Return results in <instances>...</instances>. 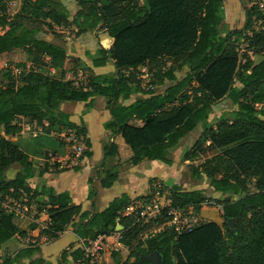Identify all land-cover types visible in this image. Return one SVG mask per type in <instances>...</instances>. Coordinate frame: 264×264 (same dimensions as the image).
<instances>
[{"label":"trees","instance_id":"16d2710c","mask_svg":"<svg viewBox=\"0 0 264 264\" xmlns=\"http://www.w3.org/2000/svg\"><path fill=\"white\" fill-rule=\"evenodd\" d=\"M9 1L0 0V26L4 29L0 55L21 49L28 58L17 63L19 73L12 66L0 69V264H17L23 259H29L26 264H50L35 257L40 248L33 244L15 254L4 252L7 242L27 237L28 230L16 223L17 215L3 201L21 200L24 195L29 203L47 196L35 201L38 213L48 215L40 231L47 239H58L76 217L82 239L112 235L120 226V242L129 255L123 260L120 252H113L114 264H153L146 259L153 252L162 255V264H264V28L246 35L255 20L264 19L258 8L248 6L250 0H241L246 8L244 27L222 32L224 0H145L146 5L141 0H76L79 10L73 19L63 0H21V17L45 24L56 38L60 37L56 27L71 25L77 27V34L96 29L109 34L111 46L91 55L94 66L114 60L116 71L91 72L77 81L68 74L78 75L81 60L69 56L64 41L42 37L40 27L10 20ZM242 49H252L262 59L257 62L248 56L242 63ZM143 67L157 79L153 84L176 83L164 92L146 90L140 78ZM185 68L186 76L178 80L177 74ZM237 80L243 88L237 90L238 109L232 112L233 118L208 124L215 104L230 93ZM139 92L146 97L124 103ZM97 96L107 99L113 117L105 124L112 132L105 157L116 158L118 164L161 160L170 165V151L204 125L184 158L195 161L208 150L218 151L194 168V174L211 179L221 196L223 225L206 221L182 233L169 226L174 211L199 210L208 200L201 189L173 187L166 197L169 203L160 201L162 209L156 218L142 216L141 210L128 213L136 200L151 198L154 179L146 196L133 199L122 194L94 213L83 211L69 192L29 186L33 161L12 139L24 130L20 120L37 125L49 122L44 130L49 135L76 126L86 134V127L71 121L61 104L84 101L91 109ZM257 104L263 108L258 110ZM87 144L90 148L89 138ZM91 156L88 149L80 160ZM17 164L22 170L9 176V169ZM118 178L117 171L109 170L102 186L111 187ZM231 222L236 224V232L229 228ZM36 227L33 224L31 229ZM82 254L81 247L70 253L65 250L62 259L70 255L75 263Z\"/></svg>","mask_w":264,"mask_h":264},{"label":"crops","instance_id":"0c3cea01","mask_svg":"<svg viewBox=\"0 0 264 264\" xmlns=\"http://www.w3.org/2000/svg\"><path fill=\"white\" fill-rule=\"evenodd\" d=\"M141 3L146 5L145 0H141ZM66 4L69 7V11L71 13L73 12L71 16L73 19L79 10L77 1L74 6L71 5L70 2ZM85 7L88 9V5ZM223 8H228L225 0ZM240 9L243 10L244 15L243 19H239L237 24L234 18H232V12L226 13V17H224L223 24L221 25L222 32L242 29L244 27L246 10L243 6H240ZM69 27L76 31L74 36L67 33L66 29ZM69 27L66 29L61 27L64 30H60L59 32L62 34L67 33V35L63 37V41L69 56L81 60V65L77 67L78 75L73 76L69 73V78H75L77 81L85 80L87 74L91 72L95 74H108L116 71L114 60H110L103 66H94L93 64L91 54H95L102 47L109 48L111 46V38L105 30L96 29L94 31L77 34L78 29L76 26L71 25ZM150 75H152V72ZM160 88L161 90L158 91L164 92L167 87L163 84ZM144 97L146 96L139 92L132 95L130 99L125 100L124 103L130 104L137 98ZM61 110L69 114L70 120L78 126L86 127V134L91 140V147L89 150L92 151V156L85 157L83 160L79 159L78 162H72V164L67 166L59 165V167H56V164L59 162L53 161V159L50 160L45 156L50 148L47 143V137L52 136V133L49 135L44 132L45 137L32 139L23 130L20 135L12 139L19 143L21 148L29 154L30 159L33 161L34 175L28 179V184L33 190H41L43 187H47L54 188L57 192H69L74 203L81 205L83 211H92L94 213L104 210L113 199L122 194H127L133 199L148 194L150 191V181L152 179L157 181L169 179V177H165V168L158 165V160H144L137 165L132 163L118 164L116 158H114L115 162H106L107 158L105 157L104 148L111 143L112 132L105 127V124L111 121L113 117L110 110L107 108V99L105 97L97 96L91 109L87 108L86 102L84 101H66L61 104ZM59 151H62V148H59ZM42 152L45 154L43 153L44 155H40ZM109 170L117 171L119 178L111 187H103L101 183L102 179ZM46 199L47 196H38L34 202H31L32 204L28 212L34 215L33 218L36 217L35 214L37 215V219L33 220L32 223V225L36 224L37 227L35 229H30L32 233L25 225L19 224V220L24 218L25 215L16 216V223L22 229L28 230V236L25 238L16 237L14 238L16 241L12 239L7 242L6 246L12 247L15 242L18 243V248L11 253L15 254L20 249L31 245L29 242L26 244L24 242L30 235H39V242L32 245L40 248V251L36 253L35 257H43L50 264H74L70 255H68L65 261L62 259V254L65 250H70V253L78 247L82 248V241L84 239L80 238L77 234L80 219L76 217L74 222L66 228L58 239H47L45 236L41 235L40 231L45 227L48 215L45 212L38 213L37 203L35 202L37 200L41 201ZM29 216L30 215H27L26 218H29ZM110 241L113 242L114 238H110ZM120 246L122 247V243H117L118 249H120ZM28 260L29 259L19 260L17 264H26Z\"/></svg>","mask_w":264,"mask_h":264},{"label":"rangeland","instance_id":"374dc122","mask_svg":"<svg viewBox=\"0 0 264 264\" xmlns=\"http://www.w3.org/2000/svg\"><path fill=\"white\" fill-rule=\"evenodd\" d=\"M63 2L65 4L70 2L71 5H73V6L76 4L75 0H73V1L63 0ZM251 2H252V0L249 1L248 6H251ZM225 3L228 6V8L223 9L224 17H226V13L232 12V18H234V21L237 24V22H239V19H241V18L243 19V15H244V12H243V10L240 9V6H243L245 8V4L241 0H225ZM20 8H21V0H10L8 2V10H7L9 19L12 21L24 22V23H28V24H32V25H36V26L40 27L42 29L41 36L47 40L55 41V42H61L64 40L63 37L66 36L67 33H70L71 36H74L76 34V31L74 29H72L71 27H69V28L64 27L65 29L67 28L66 29L67 33H65V34L60 33V37L56 38V36L52 33V29L48 28L45 24L40 23V22H33V21L23 19L20 15ZM245 10H246V8H245ZM73 11H74V9H73ZM70 15L72 16L73 12L72 13L70 12ZM238 25H240V24H238ZM260 27H264L263 22L260 25ZM55 30L57 32H59L60 30H64V29L61 27H56ZM97 31H100V30H97ZM3 32H4V29L0 26V33H3ZM241 47H243V46H241ZM246 51L242 49L240 52L242 63L245 62V60L248 56L253 58L257 62L262 59V56L260 54L254 53V51L252 49L246 50ZM244 53H245V55H244ZM27 58H28L27 54L21 49H17V50H14L12 52L1 54L0 55V69L7 67V66H12L13 68H15L17 70V69H19V68H17V63L18 62H26ZM187 72H188L187 68H185L182 72H179L177 74L178 80H182L186 76ZM152 76H153V74L150 75V78L146 81L143 79V83H146V85L149 86L150 84H153L152 82H155V81L157 82V79L155 77H152ZM175 83L176 82L167 80L165 82V87H169ZM153 85L155 86L156 90H161L159 85L157 86L155 83ZM241 88H243V86L237 80L234 84L233 89L230 91V93L224 99H222L221 101H219L218 103L215 104L214 111L208 119V124L215 125L221 118H224V117L230 118V119L233 118L232 112L234 110L238 109V105L236 102L238 100L237 90L241 89ZM257 108H258V110H261L263 108V106L257 107ZM20 121L22 122V124L24 126L25 133L30 138L38 139L40 137L41 138L45 137L44 133L38 134L37 137H34L35 136L34 135L35 130L37 128L35 123H30V121L28 119H24V118L21 119ZM203 129H204V125L200 124L193 132H191L189 135H187L185 138H183L180 141L179 145L175 149L170 151V157L173 161L172 164L169 165L163 161H159V160L157 161L158 165L160 167L163 166L165 168L164 169L165 177H167V178L169 177L168 180L161 179L162 181L161 180H159V181L164 183V187L166 189L165 199H164V202H166V203H168L166 197L168 196L169 191L175 186H177L183 190L201 189L204 192L205 196L208 198V200L200 207L199 210H196L195 208L191 207L187 211L177 212V214L175 215V218L180 219L181 216H187L192 211L199 218L200 223H203L206 221H216L217 223L223 225L224 224V218H223L222 205L218 201L219 200L218 198H221V196L219 194H217L215 189L213 188V186L211 184V179H209L206 176H203L201 178H197L194 174V168L199 167L203 162H205V160L214 156L218 151L217 150H208L206 153L201 154V156L199 158H197L195 161H189V160H186L184 158L186 152L191 150L193 148V146L195 145L196 141L199 139L200 135L203 132ZM47 138H48L47 143L50 147L49 151H47V153H54L57 156H60L62 159V162L59 164L62 166H67V165L72 164V160L68 159V156H70V151H69V148H68L66 142L64 140H62L56 134H52V136H48ZM59 148H62V151H59ZM43 153L44 152H42L40 155L45 154V153L44 154ZM110 161L115 162L114 159H108V158L106 159V162H110ZM147 162H149V161H147ZM21 170H22L21 165L17 164V165H14L11 169H9L8 174H9V176H14L18 172H20ZM146 195H143V196H146ZM231 198L236 199L237 196H232ZM140 200H141V202L147 201L145 203L146 204L145 208L150 214L157 212L156 208L154 206H152V204L150 203L148 197L145 199H140ZM8 201H9V198L4 199V202H8ZM158 201L159 200H157V202ZM28 213L29 212L26 210L25 216H24V218H21V220H19V224L25 225L27 227V229L30 230L32 223H33V220L37 219L36 218L37 215L35 214L36 217L33 218L34 215L31 212H30L31 214L30 213L28 214ZM27 215H30L29 218H26ZM170 225H171V223L169 224V226ZM229 228L231 230L236 229V224L234 223L233 226L230 225ZM225 230H226V228H225ZM31 231L32 230H30V232ZM39 240H40L39 235H30L26 240H24V242H25V244L27 242H29L30 244H37L39 242ZM14 241H16V239H14ZM19 243H22V242H19ZM20 246H22V245H20ZM16 248H18V243H16V242L12 247H7L5 245L4 252L12 253L15 251ZM114 248L115 247H112L111 251H115ZM71 250H72V248H71ZM116 252L121 253L123 260H125L129 255L128 248L126 246H124L123 244H122V247L120 246V249Z\"/></svg>","mask_w":264,"mask_h":264},{"label":"built area","instance_id":"2783aa9c","mask_svg":"<svg viewBox=\"0 0 264 264\" xmlns=\"http://www.w3.org/2000/svg\"><path fill=\"white\" fill-rule=\"evenodd\" d=\"M251 6H256L258 10L264 15V0H252ZM264 23V19H257L254 22L252 29L247 30L246 35H252L253 31L262 29L264 27H260V25ZM20 70H15V73H19ZM140 78L143 80H148L150 78V73L148 72L147 68L142 69V74ZM144 88L146 90H154L155 86L150 84L149 86L144 83ZM257 107H261V105L257 104ZM49 126V122L45 121L43 125L36 124L35 136L38 134H43L45 131V127ZM52 134H56L62 140H64L69 148L70 156L68 159L72 160V162H78L81 158L82 154L89 149L87 144L88 135L83 133L79 127H71L65 129L61 132H53ZM72 155V156H71ZM48 159H53V161L62 162L60 156L56 154L49 153ZM154 191L152 193L151 198L149 199L152 206L156 208V213L150 214L145 206L144 202L141 200L135 201V207L130 208L128 213H131L133 210H141V215L146 216L147 218H156L158 214H160V210L162 206L160 205V201L165 199V187L164 184L160 181L155 182ZM150 192V191H149ZM151 194V193H150ZM157 200H159L157 202ZM169 203V201H167ZM3 204L7 207L9 211L14 212L16 215H25V211L29 210L32 203H29L28 197L24 195V197L19 199H12L9 198L8 202H4ZM36 209V206H35ZM187 211V210H186ZM177 212L183 211H174V218L171 222V225L174 226L175 230L178 233L182 232H190L200 223L199 218L191 211L190 214L187 216H181L180 219L175 218ZM121 233L116 231L112 235H104L100 234L95 239H84L82 241V256L75 262V264H114L112 259V253L118 251L117 243L121 240ZM110 238H114V241L110 243ZM121 243V242H120ZM115 247V251H111V248Z\"/></svg>","mask_w":264,"mask_h":264},{"label":"water","instance_id":"95a60500","mask_svg":"<svg viewBox=\"0 0 264 264\" xmlns=\"http://www.w3.org/2000/svg\"><path fill=\"white\" fill-rule=\"evenodd\" d=\"M231 226L234 225V222L230 223ZM121 228L120 226L117 228V231H119ZM236 229H233V232H236ZM146 259L150 261L153 264H162L163 262V257L159 252H153L151 254L146 255Z\"/></svg>","mask_w":264,"mask_h":264}]
</instances>
